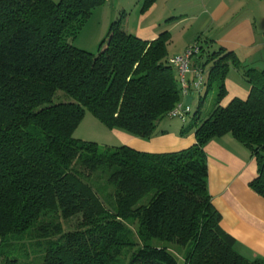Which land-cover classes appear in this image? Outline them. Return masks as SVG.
I'll return each instance as SVG.
<instances>
[{
  "label": "trees",
  "instance_id": "16d2710c",
  "mask_svg": "<svg viewBox=\"0 0 264 264\" xmlns=\"http://www.w3.org/2000/svg\"><path fill=\"white\" fill-rule=\"evenodd\" d=\"M105 2L0 0V261L21 264L10 254L28 242L40 250L27 264H179L178 255L184 264H264L243 258L222 229L205 151L231 135L256 160L250 188L264 197V72L201 46L195 63L217 95L182 131L195 134L186 150L77 140L86 112L110 131L151 139L182 99L168 32L143 41L119 18L97 54L69 43ZM231 65L250 92L222 106Z\"/></svg>",
  "mask_w": 264,
  "mask_h": 264
},
{
  "label": "crops",
  "instance_id": "0c3cea01",
  "mask_svg": "<svg viewBox=\"0 0 264 264\" xmlns=\"http://www.w3.org/2000/svg\"><path fill=\"white\" fill-rule=\"evenodd\" d=\"M112 4L109 28L122 18L125 32L147 42L168 32L169 57L182 55L198 43L210 51L234 53L245 70L264 72V0H156L146 11L144 0H114ZM242 78L227 79L222 106L248 97L250 87ZM186 128L181 122L165 119L157 135L148 140L110 131L118 145L112 147L128 146L153 154L179 152L196 143L194 132L182 135ZM205 151L208 191L222 216V229L235 239V250L243 258L264 259V197L250 188L258 176L256 160L231 135L211 141Z\"/></svg>",
  "mask_w": 264,
  "mask_h": 264
},
{
  "label": "rangeland",
  "instance_id": "374dc122",
  "mask_svg": "<svg viewBox=\"0 0 264 264\" xmlns=\"http://www.w3.org/2000/svg\"><path fill=\"white\" fill-rule=\"evenodd\" d=\"M60 1L61 0H53L54 3H59ZM112 1L114 0H106L104 4L93 8L85 25L81 28V30L74 38L69 39V43L71 45H74V47L92 54H97L99 52L100 45L104 40H106L109 34L110 28L108 24L111 23V21H109V18H111L113 14ZM242 75H243L242 72H238L237 69H235V67L231 65L229 67V72L227 74L226 81L227 79H231L232 76L234 78L236 77L237 81L241 80L240 79L241 77H243L242 79L244 80L245 78ZM57 95H62V94L58 93ZM216 95H217L216 89H212L209 92H207L203 88L200 94H197L193 97L194 101L191 105L193 108L192 114L189 115L184 122L181 121V119H173V120L176 122H181L185 127L186 126L188 127L193 123L194 116H196L197 113H199L198 116H201L206 111H210L212 105L214 104V99ZM199 97H202L203 100L201 104L199 102ZM55 102H57L56 98H55ZM73 137L77 140H81L84 142L97 143L102 147L118 146L116 140L111 135L110 130H108L101 122H99V120L96 117H94L90 112H86L83 121L75 131ZM15 243H18V241L15 240ZM24 244H26L24 246L26 248L19 249L22 246V243L17 244V246L16 245L13 246L16 248V250L12 254H10L11 256L13 255L17 257L18 260H20L21 264L28 263L26 259L28 257H26L27 256L26 254L30 253L31 256L30 259L32 261L34 259L33 257L36 256L37 252L40 250L36 248L30 250L29 249L31 246L30 243L24 242ZM8 249L9 248L6 247L5 250ZM181 256L182 255L180 256L178 255L179 264H184L183 260L181 259L182 258Z\"/></svg>",
  "mask_w": 264,
  "mask_h": 264
},
{
  "label": "built area",
  "instance_id": "2783aa9c",
  "mask_svg": "<svg viewBox=\"0 0 264 264\" xmlns=\"http://www.w3.org/2000/svg\"><path fill=\"white\" fill-rule=\"evenodd\" d=\"M201 48V45L196 43L189 46L182 55L169 58L170 65L177 73L182 97L181 102L168 114L169 119H181L184 122L193 112V97L200 94L203 88H207L209 73L195 63L201 55ZM187 98H191L189 105H186ZM201 99L202 97H199V102Z\"/></svg>",
  "mask_w": 264,
  "mask_h": 264
},
{
  "label": "water",
  "instance_id": "95a60500",
  "mask_svg": "<svg viewBox=\"0 0 264 264\" xmlns=\"http://www.w3.org/2000/svg\"><path fill=\"white\" fill-rule=\"evenodd\" d=\"M191 103V98H187L186 105H189Z\"/></svg>",
  "mask_w": 264,
  "mask_h": 264
}]
</instances>
